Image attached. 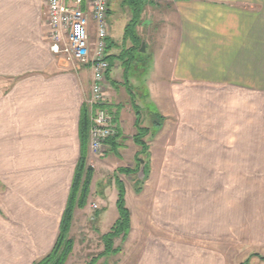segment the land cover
I'll return each mask as SVG.
<instances>
[{
  "label": "crops",
  "instance_id": "1",
  "mask_svg": "<svg viewBox=\"0 0 264 264\" xmlns=\"http://www.w3.org/2000/svg\"><path fill=\"white\" fill-rule=\"evenodd\" d=\"M117 3L128 39L131 13ZM140 7L135 34L155 78L137 68L143 80L123 88L110 34L104 102L106 151L135 155L136 118L149 128L146 193L125 198L130 229L143 228L131 264H228L230 250L264 252V0ZM47 20V0H0V264L51 250L80 156L90 70L50 52Z\"/></svg>",
  "mask_w": 264,
  "mask_h": 264
},
{
  "label": "rangeland",
  "instance_id": "2",
  "mask_svg": "<svg viewBox=\"0 0 264 264\" xmlns=\"http://www.w3.org/2000/svg\"><path fill=\"white\" fill-rule=\"evenodd\" d=\"M109 7L110 11L107 20L111 28L110 34H112V42L115 44L111 49L112 55L110 59L113 65L117 66L113 74L122 79L123 88L125 87L126 89L134 85L136 79L143 80L144 76L139 71L141 68H144L145 72L150 74L149 78L154 79L156 71L152 56H149L146 52H139L140 47L133 49L132 47L136 44V41L130 40L129 37L128 39L123 37L121 17L125 10L123 11V9L118 7L117 0H110ZM107 53H109V50H107ZM116 54H121V58H117L115 56ZM142 62L145 64L142 65ZM82 68L87 67L82 66L80 69ZM124 72L127 73V77H124ZM118 73H123V76L120 77ZM156 76L159 77V81L161 82L162 76ZM151 106L148 105L147 107L151 112L156 113V109ZM143 128L149 131V128ZM138 157L142 158V155H134L129 150H120L119 153L115 154L110 153L108 149L106 151V144L102 152L94 154L90 151L88 142L86 161L93 169V174L90 179L89 193L84 206L75 208L73 211V219L68 233V239L71 240L72 245L66 255L64 264H87L93 258H96L95 264H131L134 254H131L130 249L133 251L140 242L139 239H143V236H141L143 228L141 226L134 224L132 229L129 228L125 240L122 241L119 238L114 240V246H120L119 252L104 253L102 255L103 245L100 237L104 231L109 230V226L115 221L118 215L114 205V200L117 195L116 180H120L124 184L126 188L125 198L127 200H129L128 198L130 196L136 194L138 189H142L146 193L145 187H147L149 181H146L142 173L127 175L120 171L121 168L136 167ZM138 169L140 170L139 167ZM136 179L139 181L138 183H135ZM129 187L131 188L130 191L128 189ZM98 211L101 216L100 220H94V214L96 216ZM134 223H136L135 220ZM132 230L134 231L133 233ZM228 253V264H262L255 256L264 257V252L249 253L246 251L245 253L244 251L238 252L230 250ZM244 255L249 256L245 258Z\"/></svg>",
  "mask_w": 264,
  "mask_h": 264
},
{
  "label": "built area",
  "instance_id": "3",
  "mask_svg": "<svg viewBox=\"0 0 264 264\" xmlns=\"http://www.w3.org/2000/svg\"><path fill=\"white\" fill-rule=\"evenodd\" d=\"M110 0H47V41L50 52L73 70H90L88 114L89 149L102 152L113 133L112 115L105 109V80L110 24Z\"/></svg>",
  "mask_w": 264,
  "mask_h": 264
},
{
  "label": "trees",
  "instance_id": "4",
  "mask_svg": "<svg viewBox=\"0 0 264 264\" xmlns=\"http://www.w3.org/2000/svg\"><path fill=\"white\" fill-rule=\"evenodd\" d=\"M142 1L143 0H123V3L129 8L131 13V18L125 27V36L130 37L133 41H136L133 49H138L141 44L135 34V27L141 20L140 6ZM108 58L109 56H107V60ZM80 127V156L72 177L70 191L61 216L57 237L51 250L41 258L34 261L32 264H64L66 255L71 248L72 242L70 239H68V233L73 219V211L75 208H81L84 206L89 193L90 179L93 174V169L87 164L86 161L88 149V114L85 106L82 112ZM135 127L136 133L133 135V140L140 147V151L136 153L138 155L141 153L143 154L146 150V144L143 140V136L147 133V129L139 126L138 118L135 120ZM137 160L138 162L136 163V167L121 168L120 171L127 175H136L139 170L138 167L140 168L143 162L142 158L140 157H138ZM136 182L137 179L135 180V183ZM116 189L117 195L115 206L118 215L110 226L109 230L103 233L100 237L103 245V252L101 253L102 255L104 253L119 252L120 246H114V240L116 238H119L122 241L125 240L130 228V211L125 203V186L120 180H116ZM260 258L264 259V257ZM95 262L96 258H93L87 264H95Z\"/></svg>",
  "mask_w": 264,
  "mask_h": 264
},
{
  "label": "water",
  "instance_id": "5",
  "mask_svg": "<svg viewBox=\"0 0 264 264\" xmlns=\"http://www.w3.org/2000/svg\"><path fill=\"white\" fill-rule=\"evenodd\" d=\"M144 48H143V44L141 45V48H140V51H143ZM146 164H142V166L140 167V170L138 171V173H142L144 178L146 177L147 173H146Z\"/></svg>",
  "mask_w": 264,
  "mask_h": 264
}]
</instances>
